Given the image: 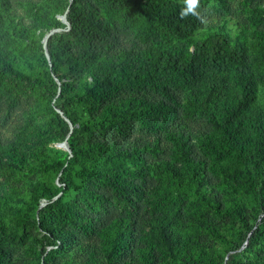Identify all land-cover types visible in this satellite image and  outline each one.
<instances>
[{
    "label": "trees",
    "instance_id": "trees-1",
    "mask_svg": "<svg viewBox=\"0 0 264 264\" xmlns=\"http://www.w3.org/2000/svg\"><path fill=\"white\" fill-rule=\"evenodd\" d=\"M2 1L0 34L13 28L20 54L28 51L40 73L32 79L15 70L2 40L0 102L34 105L26 125L43 117L39 144L66 141L71 156L58 145L24 163L22 143L0 144V175L27 182L25 191H0V264H12V249L32 246L37 230L52 247L31 248L38 264H76V255L77 264H223L240 230L250 233L244 252L257 253L226 264H264V217L255 228L247 217L248 207L264 213V57L254 44L222 25L197 37V18H180L184 0H92L88 8L72 0L62 12L28 2L40 37L55 30L48 62L28 27L8 23ZM229 1L200 0L198 9ZM195 120L206 125L208 165L193 156L187 123ZM166 147L171 162H146ZM57 173L60 188L51 184ZM142 207L145 225L133 229ZM207 214L232 227L222 233Z\"/></svg>",
    "mask_w": 264,
    "mask_h": 264
},
{
    "label": "rangeland",
    "instance_id": "rangeland-1",
    "mask_svg": "<svg viewBox=\"0 0 264 264\" xmlns=\"http://www.w3.org/2000/svg\"><path fill=\"white\" fill-rule=\"evenodd\" d=\"M1 1V0H0ZM72 0H49L45 2L44 0H3L6 4V11L9 14L8 23L16 24L19 28L20 26L28 27L29 38L30 40L33 39L35 42H39L42 44V36H41V29H37L33 26L32 18L30 14L29 6H26L28 2L37 5L40 9L49 8L54 5L53 9L58 10V12H62L64 7L70 3ZM92 4V0H84L82 2L81 7L88 8V6ZM207 9V10H206ZM199 13V18H197V28H196V35L197 37L203 36L208 30L212 29L214 26H224L228 33L233 37H243L248 39L249 42L254 44L256 52L259 55V58L264 57V0H230L227 3L225 8L219 10H209L208 8L204 9H197ZM257 14L255 22L251 20L250 15L252 13ZM66 13V12H65ZM60 15H57L58 20L61 21ZM62 22V21H61ZM63 23V22H62ZM65 24V23H63ZM67 25V30L69 29V24ZM4 27L6 25H3ZM8 27V26H7ZM27 28V30H28ZM210 28V29H209ZM13 28L9 27V32L7 35L9 37H5L4 35L0 34V45L4 46V42L2 40H7L8 48L13 51L12 62L14 65V69L23 73L27 78H35L38 73H40V69L35 65V63L30 59V53L28 51L21 52L19 51V46L21 43L14 37L10 30ZM17 31V30H15ZM211 31V30H210ZM41 36V37H40ZM129 38V37H128ZM121 41L127 40V36L122 34L120 37ZM11 43V44H10ZM44 49V48H43ZM45 54V50H44ZM46 56V55H45ZM262 62V71H264V60ZM260 98L264 99V88L260 91ZM34 105L29 103H19L12 108H7L3 102H0V144L7 145L12 142H20L24 148V163H32V157L35 155L42 156L43 151L45 148H59L60 143H53L49 142L44 146L39 144V140L43 141L40 138H37L36 132L37 129H40L43 117L41 115H37L35 118H32L34 121L32 125L28 126L26 123L32 116L31 114H35L33 112ZM29 117V118H28ZM187 126L191 130V140H192V152L193 156L205 162L207 165L209 163V158L206 154H204L202 150L201 141L203 140V136H205L206 125L203 124L201 121L195 120L192 123H187ZM186 126V127H187ZM203 127V128H202ZM47 141V140H46ZM45 141V142H46ZM44 142V144H45ZM64 152H67L69 156H71V152H68L61 148ZM146 162L151 166H158L164 163L171 162V153L166 147L163 151L154 157H149ZM207 178L209 179V189H211L218 197L220 201H222V192L216 186L215 180L216 177L211 172H207ZM19 174H16L12 177H6L0 175V191L4 189H8L11 186H16L19 189H27L26 180L21 179ZM60 174H56L53 179H51V184L57 188H60V181H59ZM46 178L45 176H31L30 179H43ZM50 180V177L48 178ZM151 188L147 189V195L150 196ZM223 202V201H222ZM45 201H40V206H44ZM145 213L144 207L140 210V216L133 219L131 221L133 229L140 228L144 226L143 216ZM247 217H250V222L256 227V225L260 222V219L264 217L263 211L260 213L253 214L251 209L248 207ZM207 218L215 224L219 225V229L222 233H226L228 227H232V224H225L224 221L216 218L213 214H207ZM136 221V222H135ZM236 226V225H235ZM37 235L32 242V246H25V247H18L11 250L12 257L11 262L12 264H38V260L32 258V250L31 248L40 247L42 245L45 246L46 251L50 250L52 247L49 246L47 243L50 240L44 239L42 242L40 238H45L42 236V233L37 230L33 232ZM235 239H233L234 250L225 254V259L223 260V264L227 263L228 258H232L234 255H242L249 256L254 255L257 253L255 250H249L250 252H244L247 247V239L249 238L250 233L245 230H240L235 233ZM205 238V239H204ZM204 239V240H203ZM204 244L207 247L213 248L218 253L221 254L224 252L225 247L222 243L208 240L206 237H202ZM134 250V249H133ZM135 254V252H133ZM228 257V258H227ZM83 258L80 255L74 256V261L77 263L82 262ZM76 263V264H77ZM42 264V263H39Z\"/></svg>",
    "mask_w": 264,
    "mask_h": 264
},
{
    "label": "clouds",
    "instance_id": "clouds-1",
    "mask_svg": "<svg viewBox=\"0 0 264 264\" xmlns=\"http://www.w3.org/2000/svg\"><path fill=\"white\" fill-rule=\"evenodd\" d=\"M186 7L180 11V18L184 19L189 14L199 18V13L196 11L200 6V0H184Z\"/></svg>",
    "mask_w": 264,
    "mask_h": 264
},
{
    "label": "water",
    "instance_id": "water-1",
    "mask_svg": "<svg viewBox=\"0 0 264 264\" xmlns=\"http://www.w3.org/2000/svg\"><path fill=\"white\" fill-rule=\"evenodd\" d=\"M60 19H61V21H62L63 23L67 24V21H66L65 15L61 16ZM53 32H55V30H54V31H51L49 34L45 35L44 38H43V40H42L43 48H44V50H45V55H46V58H47L48 62H49L50 60H49V55H48L47 50H46V42H47L48 37H49ZM57 112L60 113V115H62V112H61L60 110H57ZM68 122H69V121H68ZM69 125H70V127H71V124H70V123H69ZM59 145H60L64 150L70 152L69 146H68V144H67L66 141H64L63 143H60Z\"/></svg>",
    "mask_w": 264,
    "mask_h": 264
}]
</instances>
